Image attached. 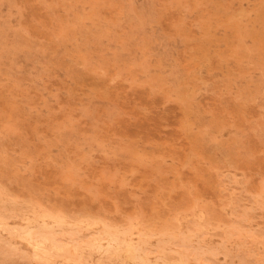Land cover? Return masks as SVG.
<instances>
[{
  "label": "rangeland",
  "instance_id": "1",
  "mask_svg": "<svg viewBox=\"0 0 264 264\" xmlns=\"http://www.w3.org/2000/svg\"><path fill=\"white\" fill-rule=\"evenodd\" d=\"M0 264H264V0H0Z\"/></svg>",
  "mask_w": 264,
  "mask_h": 264
}]
</instances>
